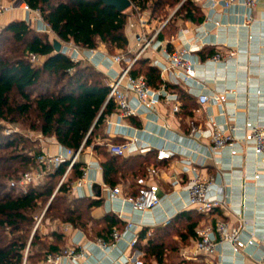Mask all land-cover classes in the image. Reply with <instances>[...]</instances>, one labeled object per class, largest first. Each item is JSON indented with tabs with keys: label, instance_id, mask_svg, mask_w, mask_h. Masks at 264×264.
Instances as JSON below:
<instances>
[{
	"label": "crops",
	"instance_id": "crops-1",
	"mask_svg": "<svg viewBox=\"0 0 264 264\" xmlns=\"http://www.w3.org/2000/svg\"><path fill=\"white\" fill-rule=\"evenodd\" d=\"M193 2L200 7L203 19L199 22L180 19L175 34L159 38L170 49L180 48L185 44L198 46L191 54L196 65L197 80L191 84H183L173 71L161 74L165 83L178 85L186 94V97L180 99L181 111L174 112L172 103L162 100L157 112L144 109L142 114L132 116L139 125L128 118L121 120V125H118L119 118L114 113L108 118L105 130L107 137L104 141L107 144H121L136 139L139 147L149 148L147 151L138 150L125 154L124 157L144 156L148 153L150 164L146 167L144 177L147 183L159 186L162 202L146 212L136 211L130 204L123 203V197L133 194L131 191L138 186L137 177L133 175L115 185L122 188V196L113 201L109 199L108 188L113 186L105 181L102 157L91 147L86 148L78 157V160L85 164L83 176L72 184L70 194L74 198L102 199L100 205L90 210L88 229L74 227L68 222L54 225L50 219L42 226V232L45 234L55 229L63 233L62 250L55 255L71 247L77 248V251L83 249V256L76 260L66 259L64 264H124L126 257L132 255L144 259L143 251L136 246L128 247L130 234L125 235L116 247L108 251L99 248L96 244L99 239L107 243L112 241L113 232L109 235L97 232L106 226L104 218L108 214L116 215L125 225L128 219L133 220L136 224L135 231L139 233L147 229V235L149 231L167 225L180 213L192 212L193 215L201 217H195L199 218L196 228L206 224L214 226L217 221H225L229 228H237L245 221L247 227L255 231L257 238L262 236L264 158L246 153L245 150L233 155L229 149H224L214 156L209 133L213 120L220 125L235 124L240 134L244 132L247 120L264 124V0H257L250 12L242 3L231 7L217 5L212 8L210 0ZM129 14L130 18L134 13ZM207 15L212 16L213 21H207ZM17 19L26 20L37 31L46 29L44 32L52 34L51 39H59L43 19L31 21L29 14L20 7L0 16V28ZM215 21L220 24L217 25ZM148 24L149 30L158 27L151 21H148ZM182 31L185 32V38L180 37ZM127 33L130 38L126 52L134 44L132 30L127 28ZM59 40L63 45L70 43ZM231 51H235L232 56L229 54ZM117 52L110 53L105 45L101 44L93 55L85 51V55L91 56V60L86 58L82 61L93 64L107 77L110 84L112 77L121 67L110 59L111 55ZM215 54H219L218 60L213 59ZM145 56L163 62L160 53L147 52ZM225 88L237 91L226 103L225 112L214 101L201 104L198 100L200 93L213 94ZM193 126H196L198 131L192 134ZM36 140L42 152L58 154L64 148L55 137L43 136L40 132L37 133ZM159 148L171 150L172 157L158 159ZM153 167L157 169L156 173L149 171ZM256 174L259 176L255 177ZM195 176L211 182L208 194L211 197L223 198L226 205L216 207L208 213L190 206L187 186ZM175 179L179 182L175 183ZM120 229L115 226L113 231L123 230ZM241 237L247 239L249 233L242 231ZM196 240L197 236L190 237L186 243L180 244L170 264H252L253 260L264 252V245L257 239L253 245L236 253L230 244L223 243L217 245L212 254H195ZM143 242H146V239ZM46 259L38 264H47ZM146 264L160 263L152 260Z\"/></svg>",
	"mask_w": 264,
	"mask_h": 264
},
{
	"label": "trees",
	"instance_id": "trees-1",
	"mask_svg": "<svg viewBox=\"0 0 264 264\" xmlns=\"http://www.w3.org/2000/svg\"><path fill=\"white\" fill-rule=\"evenodd\" d=\"M23 1L40 11L43 20L62 41L85 48L103 44L110 53L128 48L130 14L127 11H118L101 0ZM131 1L133 12L151 8L155 13L164 6L174 8L159 38L175 34L180 19L193 22L203 19L200 7L193 0ZM54 39H50L49 33L34 29L26 20H13L3 27L0 33V119L21 123L43 136L55 137L73 151L84 144L80 154L91 147L102 157L105 181L113 187L130 175L144 176L150 164L148 153L124 157L112 153L104 141L107 120L117 112L115 101L107 100L110 89L107 77L93 64L74 61L63 52H57ZM8 50L12 55L8 56ZM31 54L41 56L42 63H34ZM131 74L144 75L154 88L165 83L160 68L147 56L135 61ZM165 86L178 93L180 99L186 97L178 85L165 83ZM126 118L139 125L132 116ZM26 139L24 134L9 135L0 127V264H38L49 255H55L62 250L63 233L59 229L43 233L44 220L68 222L88 229L91 208L102 203L101 198L71 196L72 184L84 173L85 164L80 160L72 165L60 185L68 161L49 172L40 184H31L25 192L9 186L2 177L18 179L25 172L23 169L38 166L36 159L42 153L39 143L33 141V146L26 150L21 146ZM138 189L139 186L131 191L132 195ZM41 214L40 224L36 226ZM193 214L182 212L167 225L155 228L152 234L147 235V229L139 232L135 246L143 251L147 263L155 260L170 264L179 245L197 236V222L201 217ZM104 221L106 226L97 230L98 233L109 235L115 226L120 230L125 227L114 214L106 215ZM171 234L173 240L168 242Z\"/></svg>",
	"mask_w": 264,
	"mask_h": 264
},
{
	"label": "built area",
	"instance_id": "built-area-1",
	"mask_svg": "<svg viewBox=\"0 0 264 264\" xmlns=\"http://www.w3.org/2000/svg\"><path fill=\"white\" fill-rule=\"evenodd\" d=\"M238 3L245 5L250 12L256 5L257 0H210L209 4L212 8H215L217 5L231 7ZM204 5L208 4L204 3ZM16 7H20L27 12L31 21L43 19L39 10L33 9L23 0H0V16ZM249 17H251L250 13ZM169 18L153 30H149L148 20L139 11H136L128 19V28L132 30V36L134 38L133 47L128 52L118 51L110 57L113 63L121 65L120 70L110 81V89L107 96V100L113 99L117 105L116 114L119 118L118 125H121V120L128 116L142 114L144 109L157 112L158 105L162 100L172 103L174 112L181 111L182 103L178 93L168 90L165 83L159 88H154L149 85L144 75L131 74L132 65L138 58L145 56L147 52H152L153 54L160 53L162 55L163 62H160L157 58H152L151 60L152 64L160 68L161 74L173 71L183 84H191L197 80L196 65L191 58V54L198 46L185 44L180 48L170 49L159 39V32L168 22ZM206 19L207 21H213V17L210 15H207ZM215 23L217 25L220 24L218 21H215ZM47 27H49L48 24ZM45 30L41 29V31ZM180 37L185 38L184 31L181 32ZM85 51L93 55L96 52V48H85L74 42L65 43V45L62 44V52L74 61H80L86 58L91 60V56L87 57ZM130 53L133 54L131 55ZM229 54L232 56L235 54V51H231ZM30 57L33 62H38L42 58L36 54H31ZM219 58V54L213 56L214 60H218ZM236 93V90L229 88L217 90L213 94L203 92L199 94L198 100L201 104L214 101L225 112L226 103ZM211 126L209 136L212 140L214 156L224 149H229L233 155L245 150L246 153H253L256 156H262L264 158V124H256L251 120H247L242 134L239 133V128L235 124L220 125L213 120ZM12 131V129L8 128L6 133L10 134ZM196 131L198 129L196 126H193L192 134ZM83 145L76 151L64 147L58 154L42 152L36 159L39 165L38 169L23 173L20 178L14 179L10 183L11 186L21 192H25L31 184H40L49 172L54 171L61 163L68 161L66 172L59 182L60 185L72 165L78 160ZM108 148L112 153L119 155L137 152L138 150L147 151L149 149L139 147L136 144V139H130L122 144L109 143ZM172 155L173 152L169 149L159 148L157 150V158L160 160L169 159ZM149 171L156 173L157 169L153 167ZM258 176L259 174H256L255 177ZM178 182L175 179V183ZM136 183L139 186L138 192L134 195L131 194L123 197V203L130 204L134 210L140 212L150 211L161 204L162 197L157 184L147 183L144 176L138 177ZM210 184L211 182L204 181L199 176L191 179L187 186L190 206H195L199 211L208 213L216 207L226 205V201L223 198L211 197L208 194ZM108 190L109 199L112 201L122 196V188L120 186L109 187ZM42 216L43 214L38 218L36 226L40 224ZM135 230V222L128 219L122 231H113L111 242L107 243L99 239L96 244L102 251H108L116 247L124 239L125 235L130 234L128 247H134L139 239V233ZM242 231L249 233L247 239L241 237ZM196 234L195 254H212L216 251L217 245L223 243L230 244L233 252L236 253L253 245L257 239L264 245V220L262 222V236L260 238L256 237L253 229L247 227L245 221L237 228H229L227 222L217 221L214 226L210 224L199 226ZM82 250L77 251V248L71 247L63 253L49 255L46 262L47 264H64L66 259L76 260L84 255ZM128 262H131V264H146L142 258L135 255L126 257L124 264H128ZM252 264H264V252L258 258H255Z\"/></svg>",
	"mask_w": 264,
	"mask_h": 264
},
{
	"label": "rangeland",
	"instance_id": "rangeland-1",
	"mask_svg": "<svg viewBox=\"0 0 264 264\" xmlns=\"http://www.w3.org/2000/svg\"><path fill=\"white\" fill-rule=\"evenodd\" d=\"M132 7H130L129 12L131 13H136V12H133L132 10ZM174 11V8L172 6H164L162 8H160L157 12L155 13H152L151 11V8H148L144 11H139V13H141L142 15H144V17L148 20V18H151V22L152 23H156V26H159L160 24H162L163 22H165L169 17H171L172 13ZM170 24V23H169ZM31 26V25H30ZM169 26V25H168ZM2 29L3 28H0V33L2 32ZM52 34H50L51 36ZM51 39V38H50ZM52 40V39H51ZM3 43V42H2ZM14 44V43H13ZM12 47V46H11ZM9 51V50H8ZM6 54V53H5ZM8 56L12 55V53L7 52ZM43 61V58H41L38 62H34L36 64H41ZM0 127L1 129H4V131L6 132V130L8 128L12 129L13 131L10 133H21V134H24L26 136V140L24 142V144H22L21 146H24L26 150H29L32 146H33V141H35L37 139V133L38 131H33V130H29L28 128H26L25 125L21 124V123H13V122H8V121H4V120H1L0 119ZM35 133V134H34ZM9 134V135H10ZM3 153V152H2ZM5 153V152H4ZM6 154V153H5ZM35 169H38V166L37 167H34L32 169H23V171L27 172V171H32V170H35ZM24 172V173H25ZM2 180L6 181L8 183V185L10 186V183L15 179V178H10V179H7V177H2L1 178ZM48 219L44 220L43 224L46 225V221ZM53 223L54 225L57 224L58 222L56 220H53ZM43 224L41 225V231H42V226ZM48 225V224H47ZM58 225V224H57ZM154 232V229L149 231L148 234H152ZM171 239H167V241H172L173 237H172V234L170 235ZM145 260V259H144ZM146 261V260H145Z\"/></svg>",
	"mask_w": 264,
	"mask_h": 264
},
{
	"label": "water",
	"instance_id": "water-1",
	"mask_svg": "<svg viewBox=\"0 0 264 264\" xmlns=\"http://www.w3.org/2000/svg\"><path fill=\"white\" fill-rule=\"evenodd\" d=\"M107 5L114 6L118 11L125 12L133 3L131 0H101ZM54 47L57 52H62V42L59 39H54Z\"/></svg>",
	"mask_w": 264,
	"mask_h": 264
}]
</instances>
